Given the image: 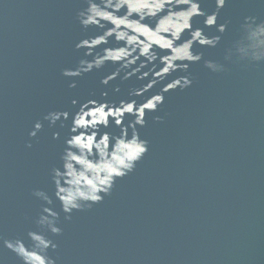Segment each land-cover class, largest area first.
Here are the masks:
<instances>
[{"label": "water", "instance_id": "95a60500", "mask_svg": "<svg viewBox=\"0 0 264 264\" xmlns=\"http://www.w3.org/2000/svg\"><path fill=\"white\" fill-rule=\"evenodd\" d=\"M85 7L84 0H0V235L6 239L38 230L43 202L33 192H54L50 172L60 166L68 128L50 127L44 116L75 111L71 100L99 93L100 80L115 70L109 64L78 80L76 89L62 75L83 58L76 43L97 31L79 24ZM204 10L215 11L214 0ZM248 16L264 21V4L229 0L219 20L228 22L221 44L195 49L225 71L213 73L203 61L190 66L192 87L168 93L139 129L150 150L135 172L117 181L103 203L71 219L60 213L62 235L46 233L58 245L49 252L56 264H264V64L224 59ZM193 25L203 27V18ZM141 83L133 78L113 98H127ZM37 121L44 129L31 139ZM0 258L21 264L2 246Z\"/></svg>", "mask_w": 264, "mask_h": 264}, {"label": "clouds", "instance_id": "9594fccd", "mask_svg": "<svg viewBox=\"0 0 264 264\" xmlns=\"http://www.w3.org/2000/svg\"><path fill=\"white\" fill-rule=\"evenodd\" d=\"M206 2L84 0L87 7L77 14L79 24L85 31H97L76 43L75 48L83 52V58L75 67L65 68L62 75L72 81L69 87L76 89L78 80L109 64L115 70L100 80L99 93L91 92L83 102L71 100L75 111H52L43 118L50 127L59 123L61 128H68V135L59 157L60 166L50 172L53 194L44 190L33 192L43 202L36 220L38 230L29 231L27 238L6 239L0 235V246L13 253L21 264H56L49 252L56 251L58 245L46 233L62 235L58 226L60 213L71 219L74 212L103 203L117 181L135 172L150 150L139 129L147 126L149 113L160 110L168 93L192 87V64L203 61L213 73L225 71L223 64L205 60L203 52L195 51L197 46L217 48L228 31V22L219 20L229 0H214L215 11L211 13L204 10ZM259 2L264 4V0ZM197 17L203 18V27L194 28ZM206 28L215 29L218 34L209 35ZM241 30V38L226 51L225 61L232 62L235 58L264 64V21L245 17ZM177 72L189 75L168 79ZM133 78L142 82L141 86L129 88L127 98L114 99L122 93V85ZM116 81L120 83L115 84ZM161 84V90L153 92ZM155 120L162 122L159 116ZM69 121L70 124L66 123ZM113 128L120 130L118 135L109 131ZM43 129L44 123L37 121L30 138L36 139ZM53 139L59 140L60 133H54ZM57 202L60 211L56 210ZM0 264H4L3 258Z\"/></svg>", "mask_w": 264, "mask_h": 264}]
</instances>
